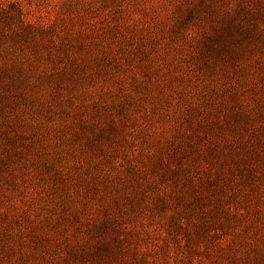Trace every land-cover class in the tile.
I'll return each mask as SVG.
<instances>
[{
    "label": "rangeland",
    "instance_id": "1",
    "mask_svg": "<svg viewBox=\"0 0 264 264\" xmlns=\"http://www.w3.org/2000/svg\"><path fill=\"white\" fill-rule=\"evenodd\" d=\"M0 264H264V0H0Z\"/></svg>",
    "mask_w": 264,
    "mask_h": 264
}]
</instances>
